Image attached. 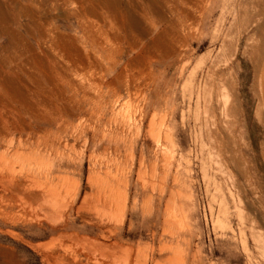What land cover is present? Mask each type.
Listing matches in <instances>:
<instances>
[{
    "label": "rangeland",
    "instance_id": "rangeland-1",
    "mask_svg": "<svg viewBox=\"0 0 264 264\" xmlns=\"http://www.w3.org/2000/svg\"><path fill=\"white\" fill-rule=\"evenodd\" d=\"M95 1L0 0V107L17 123L0 134V264H264V0ZM100 102L101 145L37 147L60 128L39 107L75 120ZM51 167L63 218L8 183ZM102 186L119 203L97 210Z\"/></svg>",
    "mask_w": 264,
    "mask_h": 264
},
{
    "label": "bare ground",
    "instance_id": "bare-ground-1",
    "mask_svg": "<svg viewBox=\"0 0 264 264\" xmlns=\"http://www.w3.org/2000/svg\"><path fill=\"white\" fill-rule=\"evenodd\" d=\"M76 1V0H75ZM80 1V0H79ZM110 1V0H109ZM192 2V1H191ZM80 3V2H79ZM84 2L81 1L80 4H83ZM108 4L109 2H107L106 0H96L91 7H93L96 10V7L100 10H102V6ZM113 4V3H112ZM110 4V5H112ZM85 5V4H84ZM86 6V5H85ZM107 6V5H106ZM114 6V5H113ZM112 6V7H113ZM117 7V6H116ZM200 7V6H199ZM107 8H109L107 6ZM104 9V8H103ZM111 9V7H110ZM97 10V11H99ZM118 10V9H117ZM86 11V10H85ZM109 11V10H108ZM100 12V11H99ZM105 12V11H104ZM93 13V12H92ZM123 13V11H122ZM1 7H0V39L3 38L4 36H11V31L9 29H6L3 24H2V20H1ZM121 14V13H120ZM125 14V13H124ZM141 15V17H143L144 20L146 21H150L151 23L154 22L156 19L160 18V19H165V16H163L161 13H158L156 15V13L154 12L153 9H151L150 6L146 7L143 11H141L139 13ZM26 15V14H25ZM126 15V14H125ZM123 16L124 19H126L127 16ZM101 16V15H100ZM103 16V15H102ZM160 16V17H159ZM106 17L103 16V18ZM122 17V15H121ZM171 19V18H170ZM36 20V19H35ZM166 20V19H165ZM164 20V21H165ZM131 21V26L133 27L134 25H141V21L139 19H137L136 17H131L130 19ZM173 21V20H172ZM5 22V20H4ZM122 22V21H121ZM174 22V21H173ZM43 23V22H42ZM154 24V23H152ZM143 29V27H142ZM18 30V29H17ZM144 30V29H143ZM114 33V32H113ZM165 33V32H164ZM163 33V34H164ZM168 34V33H167ZM170 35V34H169ZM14 39V38H13ZM12 40V39H11ZM0 47L1 48H5L7 46H5L4 44L2 45L0 43ZM110 102V101H109ZM101 103V102H100ZM103 103H101V106H97V109H93L92 110V116L90 118H84L81 114H73L75 118L71 119L69 117V115H64L61 112H56V108H52L51 110L49 109L46 113H45V108H41L39 107V111L36 110V112H34L32 114V117L35 119H40L43 121L46 120H50L51 123H55L56 125H58L60 128H58L57 130H59L58 132H54L51 135H46L44 136L42 134V132H38V139L36 141V145L38 148H40L42 151H50L51 148L53 151H58V147H57V142L61 145L62 141H61V134L65 133V134H72L71 138L73 143L71 144L72 147H75V144H78V142L81 139H85V147L87 149H89L92 146L96 147L101 145V143L97 142V136L98 134L100 135L101 133H104V130H106L105 128L102 129V127H105L110 119H108L109 117H107V104L105 106H102ZM105 104V102H104ZM39 105V104H37ZM41 105V104H40ZM112 105V104H111ZM114 105V104H113ZM43 106V105H42ZM114 107V106H111ZM38 109V108H36ZM110 110V109H109ZM6 111V110H5ZM114 111V110H113ZM4 111L2 110V108L0 107V134H5L7 135L8 133L12 132L13 129L16 127L15 123L16 122V118L14 116H11L9 113L8 116H5ZM7 113V111H6ZM15 113V112H13ZM30 113V112H29ZM115 113V112H114ZM113 114V113H111ZM117 114V113H116ZM114 115H112L113 117ZM118 116V115H116ZM115 116V117H116ZM73 117V118H74ZM118 118V117H117ZM116 118V119H117ZM115 119V118H114ZM78 121V122H76ZM90 121H94L95 125L92 126L91 129H87L86 125L87 122ZM113 121V119H112ZM116 122V121H114ZM42 121H40L39 127L41 128L42 125ZM112 124V123H111ZM116 124V123H115ZM119 124V123H117ZM124 125V124H122ZM13 126H15L13 128ZM120 126V125H119ZM108 127V126H107ZM106 127V128H107ZM125 127V125L123 126ZM18 128V127H17ZM21 128V127H20ZM126 128V127H125ZM16 129V128H15ZM112 129V128H111ZM93 130L94 131V136L91 137L90 136V131ZM119 130V129H118ZM124 130V129H122ZM126 130V129H125ZM124 130V131H125ZM107 131H105L106 134ZM115 133V131H113ZM122 132V131H121ZM161 132V131H159ZM111 133V132H109ZM32 134V132H30V135ZM79 134V136L77 135ZM104 134V139H106V135ZM115 135V134H114ZM167 135V134H166ZM122 136V133H121ZM168 136V135H167ZM67 137V136H66ZM101 137V136H100ZM103 137V135H102ZM110 137V136H109ZM113 137V136H111ZM116 137V135H115ZM168 138V137H166ZM67 139V138H66ZM108 141L109 138L107 137ZM103 140V139H102ZM115 140V138L113 139ZM122 140V139H121ZM107 141V143H108ZM117 141V140H116ZM67 146L70 145L71 141L67 140ZM84 142V141H83ZM102 142V141H101ZM112 142V141H111ZM119 142V141H118ZM110 143V142H109ZM108 143V144H109ZM117 143V142H116ZM121 143V142H120ZM58 144V145H59ZM118 144V143H117ZM110 145V144H109ZM116 145V144H115ZM43 146V148H42ZM107 146V145H106ZM61 147V146H60ZM105 147V146H104ZM106 148V147H105ZM104 148V149H105ZM117 148V147H116ZM96 150V149H95ZM108 150V149H107ZM16 153H19V148L16 151ZM11 169V168H10ZM9 169V170H10ZM33 168H30L28 171L30 172L29 176H26V178L23 181H18V179L16 177H12L8 180L9 185L11 186L12 190H14L16 192V194L21 195L22 197H28L30 196L31 198L33 197V199L36 200V202L38 201V209L39 211L43 212L46 216L48 217H52V218H63L68 216V214L70 213L71 209H72V204L67 202L66 198L62 197L60 195V193L56 190V188L54 187L53 183L50 182L51 179H54V168L51 167L49 169H47L46 172H44V174H42V176H36V174L32 175L33 173ZM45 175V176H44ZM31 176V177H30ZM103 187V188H102ZM98 188V194L103 196V204L100 203V199L98 202H96L94 205L95 209H99L101 207L106 208L108 205H112L113 203H119L118 200V193L113 189V188H109L108 186H102ZM89 204V203H88ZM86 202V199L83 201L81 207L79 208V210H83V208H86V206L88 205ZM123 208L122 206L118 205V213H122L123 212ZM77 210V211H79ZM91 245V247H100V248H104V246L102 244H98L96 242H90L89 243ZM108 250V249H107ZM180 255V254H179ZM126 257V256H125ZM124 256H119L118 258L121 260L123 259L124 261L127 260ZM181 257V256H180ZM178 259V258H177ZM182 258H179V261H181ZM77 258H74V264H77ZM183 260V259H182ZM178 261V260H177ZM189 262V261H188Z\"/></svg>",
    "mask_w": 264,
    "mask_h": 264
}]
</instances>
